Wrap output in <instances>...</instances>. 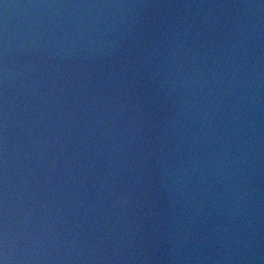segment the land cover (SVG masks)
I'll return each instance as SVG.
<instances>
[{"label":"clouds","instance_id":"clouds-1","mask_svg":"<svg viewBox=\"0 0 264 264\" xmlns=\"http://www.w3.org/2000/svg\"><path fill=\"white\" fill-rule=\"evenodd\" d=\"M0 264H264V0H0Z\"/></svg>","mask_w":264,"mask_h":264}]
</instances>
